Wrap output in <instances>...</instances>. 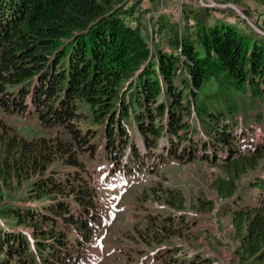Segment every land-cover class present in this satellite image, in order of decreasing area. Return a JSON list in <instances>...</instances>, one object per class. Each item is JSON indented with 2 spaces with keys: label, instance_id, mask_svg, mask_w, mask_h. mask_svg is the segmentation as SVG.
<instances>
[{
  "label": "trees",
  "instance_id": "16d2710c",
  "mask_svg": "<svg viewBox=\"0 0 264 264\" xmlns=\"http://www.w3.org/2000/svg\"><path fill=\"white\" fill-rule=\"evenodd\" d=\"M118 3L0 0V201L29 181L23 204L0 207L26 228L0 219V264H83L103 217L96 172L154 171L169 157L220 161L213 186L228 198L264 157V10L248 33L195 12L185 28L167 27L161 45L126 19L136 4ZM211 80L219 92L201 95ZM3 113L37 115L56 133L27 138ZM252 184L258 201L238 200L232 223L240 262L264 264V175ZM166 200L185 206L179 190ZM161 219L153 236H171L174 217ZM207 258L183 264H213Z\"/></svg>",
  "mask_w": 264,
  "mask_h": 264
},
{
  "label": "rangeland",
  "instance_id": "374dc122",
  "mask_svg": "<svg viewBox=\"0 0 264 264\" xmlns=\"http://www.w3.org/2000/svg\"><path fill=\"white\" fill-rule=\"evenodd\" d=\"M118 2L125 6L136 4L134 13L126 19L139 24L151 44L161 45L169 33L167 27L174 25L185 28L186 24L195 22V12L205 15L210 23L229 21L239 31L248 33L252 27L258 30L256 22L260 21L264 10L258 0ZM163 22L166 26L160 27ZM166 47L169 49L168 45ZM217 92L219 84L211 80L200 94L211 97ZM2 116L27 138L56 133L55 129L41 124L37 115L3 113ZM139 141L142 142L140 138ZM220 163L200 158L184 161L169 157L159 163L154 171L141 170L129 175L96 172L103 217L96 224L94 240L86 251L83 264H183L185 260L195 257L196 253L203 258L208 257L213 264H242L237 252L239 241L234 234L232 209L239 205L238 200L244 204L258 201L259 189L252 181L258 174L264 175V157L256 168L249 169L240 177L237 192L228 198L220 197L213 186L215 177L224 174ZM95 164L98 169L104 167L99 165V161ZM28 187L29 181L24 180L21 184L14 183L5 188L6 197L0 201V207L8 203L23 204ZM173 190L183 193L184 208L178 209L166 200L167 191ZM211 201L215 203L214 208L201 207ZM168 215L174 217V223L170 225L175 232L166 236L167 231L161 229L158 238L154 237L151 226L162 224V216ZM154 216L159 218L156 220ZM0 219L7 227H15L8 216L3 214ZM149 226L150 232H147ZM15 228L26 229L24 226ZM163 237L166 238L162 240Z\"/></svg>",
  "mask_w": 264,
  "mask_h": 264
}]
</instances>
